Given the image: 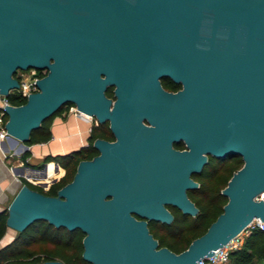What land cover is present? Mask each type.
<instances>
[{
	"label": "water",
	"instance_id": "obj_1",
	"mask_svg": "<svg viewBox=\"0 0 264 264\" xmlns=\"http://www.w3.org/2000/svg\"><path fill=\"white\" fill-rule=\"evenodd\" d=\"M28 68L47 73L24 103L5 106L8 136L26 142L72 103L108 120L116 140L95 138L98 153L56 195L23 183L9 228L40 219L80 228L91 264H198L264 220V0H0V93ZM165 76L181 89L166 91ZM179 137L183 151L171 147ZM208 155L243 160L221 190L223 211L184 250L159 246L147 219L171 222L163 203L198 212L187 189Z\"/></svg>",
	"mask_w": 264,
	"mask_h": 264
},
{
	"label": "trees",
	"instance_id": "obj_2",
	"mask_svg": "<svg viewBox=\"0 0 264 264\" xmlns=\"http://www.w3.org/2000/svg\"><path fill=\"white\" fill-rule=\"evenodd\" d=\"M173 88V86H171ZM108 96H113V91L108 88L106 91ZM10 102L15 105L22 104L25 98H19L13 94L8 96ZM69 104V103H68ZM72 104V103H70ZM64 105L61 106L53 115L45 119L41 125L32 130L27 142L47 141L51 137L49 129L51 119L54 115L60 113ZM7 118V115H6ZM100 137L97 127H93L88 145L80 147L77 150L58 155H50L43 162H58L65 168V174L56 182L52 183L48 190L43 189L39 185L28 183V185L43 193L56 195L57 190L71 181L77 164L82 159H90L95 156L98 151L93 146L95 138ZM50 161V162H49ZM240 161V162H239ZM47 163V164H48ZM243 164L241 156H227L224 159L210 156L202 170L193 175L198 181L199 187L191 189L188 193L191 200L198 208V212L192 216L187 213L176 215V219L171 224L158 222H149V231L158 240L159 246H166L174 252H180L187 248L189 243L196 237L203 234L208 226L223 211V206L227 202V197L221 193V190L227 185L228 180L233 172L239 169ZM35 168L41 167L39 164H28ZM44 172L47 174L44 176ZM59 169H56V163L48 164L45 171L28 170L26 176L36 182L50 181L52 178L60 175ZM7 212L0 213V237L4 234L6 225ZM53 231L54 239L51 242L55 244V249L48 250L45 256H35L31 263L45 260L60 258L65 264H91L82 256L83 244L82 239L84 232L80 228L67 229L66 227H56L46 220L40 219L29 224L24 230L19 231L16 237L7 245L0 248V264H27L21 260V256L26 254V250L20 245L47 231ZM41 236V235H40ZM75 239L77 243H74ZM69 252L62 250V247ZM264 264V230L256 228L247 235L239 248L232 250L229 258L224 264Z\"/></svg>",
	"mask_w": 264,
	"mask_h": 264
},
{
	"label": "crops",
	"instance_id": "obj_3",
	"mask_svg": "<svg viewBox=\"0 0 264 264\" xmlns=\"http://www.w3.org/2000/svg\"><path fill=\"white\" fill-rule=\"evenodd\" d=\"M91 126L92 121L62 110L51 119V137L47 141L29 144L10 136L0 138V213L7 212L8 205L23 183H40L26 176L28 170L33 171L27 163L39 164L50 155L65 154L85 146L89 140ZM59 168H62L63 172L54 177L57 180L65 174V168L58 163L56 169ZM5 231L9 236L15 232L8 226Z\"/></svg>",
	"mask_w": 264,
	"mask_h": 264
},
{
	"label": "built area",
	"instance_id": "obj_4",
	"mask_svg": "<svg viewBox=\"0 0 264 264\" xmlns=\"http://www.w3.org/2000/svg\"><path fill=\"white\" fill-rule=\"evenodd\" d=\"M47 73L46 68H28V69H18V73L15 74V77L18 80L19 87L12 88L9 90L7 95L0 93V138L8 137V132L5 127L6 123V105L12 104L8 98L10 94L18 96L19 98L27 99L28 95L32 92L38 91V86L36 81ZM13 89H16V92H12ZM15 105V104H13ZM67 106V105H66ZM66 113L73 114L79 118L86 120L94 121L95 123L98 120L88 114H85L77 109V107L72 104L65 109ZM50 186V185H49ZM49 186L44 187L48 189ZM256 199L264 200V192H261ZM259 228L264 230V220L259 217L253 218V220L244 228L240 233L234 236L228 243L223 245L220 248H217L213 251V254L210 256H205L198 261V264H224L229 258V254L232 250L239 248L245 237L251 233L252 230Z\"/></svg>",
	"mask_w": 264,
	"mask_h": 264
},
{
	"label": "flooded vegetation",
	"instance_id": "obj_5",
	"mask_svg": "<svg viewBox=\"0 0 264 264\" xmlns=\"http://www.w3.org/2000/svg\"><path fill=\"white\" fill-rule=\"evenodd\" d=\"M160 82H161V86L166 91H169V92H176L179 89H181V87H182V85L180 83H177V82L173 81L170 77H167V76L161 77L160 78ZM171 86H173V88ZM108 88H111L112 91H113L114 86H108L107 89ZM107 89H106V91H107ZM106 91H105V93H106ZM108 97L114 99L115 98L114 97V93H113V96H108ZM144 125L151 126V124L149 122H147L146 120H144ZM94 126L97 127V130H98V133L100 135V138L105 139V140L110 141V142H113V141L116 140V136H115L114 132L112 131V129L110 128V123H109L108 120L105 119L104 121H98L97 123H95L94 121H92V126H91V129H90V135H89V137L91 136V131H92V128ZM86 145H88V143ZM171 147L174 150H177V151H183V150H185L186 149V145H185L184 139L182 137H179V142L178 141L171 142ZM210 156H212V155H208L207 161H208V159H209ZM194 174H196V173H193L191 175V177L195 180V178L193 177ZM195 181L198 183L197 180H195ZM41 187L43 189H45L43 186H41ZM198 187H199V183H198V186L196 188H193V189H197ZM48 189H45V190H48ZM190 190L191 189H187V195H188V193H189ZM188 197H189V195H188ZM190 200H191V198H190ZM163 205L172 214L171 222L170 221L155 220V219H147V222L148 223L154 221V222H158V223L171 224V223H173L175 221L176 215H178L180 213H183L182 210H181V208L179 206H177V205L169 204V203H163ZM134 215L136 217H140L136 213H134Z\"/></svg>",
	"mask_w": 264,
	"mask_h": 264
},
{
	"label": "rangeland",
	"instance_id": "obj_6",
	"mask_svg": "<svg viewBox=\"0 0 264 264\" xmlns=\"http://www.w3.org/2000/svg\"><path fill=\"white\" fill-rule=\"evenodd\" d=\"M17 73H18V70L16 71L15 74H17ZM12 92L13 93L16 92V89H13ZM66 105H64L62 110L67 109V107L72 105V104L69 103ZM30 167L35 168L33 166H30ZM37 185L41 186L40 183ZM192 216H194V215H192ZM17 234H18V232L15 231L13 235L9 236L8 234H6V231H5L4 234L0 237V248L7 245L8 243H10L16 237ZM44 235L45 236L42 237V234H39L37 236V238L34 237L31 240L27 241V243H22L20 245V247L22 249H25L27 251L24 256L23 255L21 256L22 261L27 262V264H33V263H31V260L35 256H45V254L48 250L55 249V244L51 242V239H54L53 238L54 237L53 231L52 230L47 231ZM77 240L78 239H75L74 243H77ZM70 249L72 250L73 248H70ZM70 249H69V251H71ZM62 250L65 251L66 253L69 252V251H66V249L64 247H62ZM54 259L61 261L60 258H54ZM40 262H43V261H40Z\"/></svg>",
	"mask_w": 264,
	"mask_h": 264
},
{
	"label": "bare ground",
	"instance_id": "obj_7",
	"mask_svg": "<svg viewBox=\"0 0 264 264\" xmlns=\"http://www.w3.org/2000/svg\"><path fill=\"white\" fill-rule=\"evenodd\" d=\"M51 163H55V162H51ZM51 163H48V164H51ZM48 164H47V165H48ZM36 171H39V170H36ZM59 172L62 173V172H63V169H62V168H59Z\"/></svg>",
	"mask_w": 264,
	"mask_h": 264
}]
</instances>
